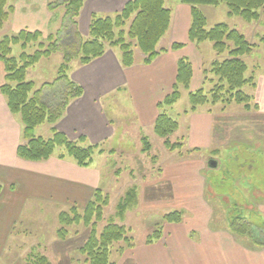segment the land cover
<instances>
[{
	"label": "crops",
	"instance_id": "1",
	"mask_svg": "<svg viewBox=\"0 0 264 264\" xmlns=\"http://www.w3.org/2000/svg\"><path fill=\"white\" fill-rule=\"evenodd\" d=\"M49 1L13 0L10 4L13 6V12L2 29L4 26L7 27V24L8 26L12 24V30L16 33L22 29L38 30L45 36L55 33L60 26V6L49 10ZM127 1L85 0L77 18L78 29L83 38L87 37L92 13L106 16L118 12ZM173 3V7H169L165 0V6L171 10L170 24L156 46L158 50L163 49V51L150 64H145L144 55L135 49L134 63L129 67H123L119 61L118 49L109 47L102 56L88 64L80 65L78 60L71 62L69 75L83 88V94L72 100L64 115L52 125L56 130L64 133L71 140H78L83 136L85 138V143H81L83 145L112 144L114 139L123 136L127 128L128 132L131 129L137 135L143 134L144 131L149 133L150 130L153 131V123L158 114L157 102L172 90L176 78L177 61L180 58H188L192 66L190 84L188 88H184L186 96L189 91L198 89L199 85L208 80V74L207 80L204 77V70L209 69L211 63L219 59L220 55L214 51L211 42L189 40L190 6L180 0H175ZM2 29L0 36L5 35H2ZM173 43H182L183 46L179 49H171ZM211 49L212 53H210ZM56 55L62 60L59 53L45 59ZM244 56L242 59L245 62ZM250 75H253L255 83V86L250 87L252 89L250 95L253 96L257 110L253 111L251 107L249 110L244 109L245 111L234 113L241 116V119L244 114L264 116V71L255 67V71ZM3 77V67L0 63V85ZM34 84L36 86L35 82ZM41 84L42 82L36 87ZM113 99L116 106L115 115L109 106ZM121 108L126 109L131 115V120L125 127L120 118L121 114L117 112V109ZM184 111L188 110L182 112ZM218 111V107L209 109V107L201 106L194 112L188 111L181 114L179 119L184 121V127L179 122L178 131L180 130L181 135L179 139L185 146L183 148L188 149L190 154L191 151L198 149H209L210 153H216L217 147L227 145L229 142V139L224 137L227 136L228 131L232 129L234 132L236 129H241V125L249 130L264 129L263 124L221 121L220 117L226 116L229 110L226 108L224 113ZM116 119L120 121L119 125ZM39 126L35 128L34 133ZM52 126L48 124V132L45 134L47 136L42 137L48 138L51 135ZM21 129L18 117L10 113L5 98L0 92V184L2 186L0 244L3 243L0 245L1 252L5 251L8 242L16 240V236H19L20 233L18 234L14 229L16 223L21 222L24 217L29 220L32 216H37L38 212L43 215L45 202L46 206L52 204L57 209H60L59 205L69 207L68 209L73 206L84 208L92 198L93 191L100 188L101 170L93 167L94 165L91 166L93 160L89 166L81 167L70 158H59L62 151L53 153L55 156L52 155L44 161H28L17 157L16 147L22 142ZM233 132L230 134L235 136ZM126 135L125 133L124 136ZM97 156L101 155L97 154ZM182 157L171 166L174 168L172 172H164L167 176L166 181L180 188L179 192L183 196L181 198L184 204L180 203L179 209L184 210V207L203 209L205 218L208 209L206 226L212 232L206 241L197 243L196 249L194 248L190 255L182 253L184 256L181 258L185 259V264H264V247L261 249L248 247L226 228H211L207 224L211 209L205 198L206 181L209 175L201 170L204 161L188 169L182 165ZM169 174L171 177L168 176ZM173 174L176 176L172 177ZM251 186H255L256 191L263 190L260 180L256 183L251 182ZM78 203L81 204L78 205ZM256 208L259 212L262 211L258 206ZM202 236L204 238L203 234ZM38 248L46 252L45 246ZM28 249L32 250L31 254H33L32 245ZM43 253L41 251L37 254L46 256ZM26 255L29 257L30 254Z\"/></svg>",
	"mask_w": 264,
	"mask_h": 264
},
{
	"label": "trees",
	"instance_id": "2",
	"mask_svg": "<svg viewBox=\"0 0 264 264\" xmlns=\"http://www.w3.org/2000/svg\"><path fill=\"white\" fill-rule=\"evenodd\" d=\"M84 1L53 0L48 3L49 9H54L61 3L65 7L60 27L55 33L45 36L38 30L22 29L15 34L0 36V63L4 72L0 92L5 98L10 113L18 117L22 126V142L16 147V155L20 159L44 161L53 155L57 147H61L63 150L59 158L67 157L81 167L89 166L94 153L100 150L98 144L83 145L81 144L85 143L83 136L78 140H71L52 126L64 115L70 102L83 94V88L70 78V63L78 60L80 65L88 64L102 56L107 46L118 49L119 61L123 67H129L134 63L135 47L144 55L145 64H150L163 51V49L158 50L156 46L170 24L171 10L165 6V0H129L119 12L112 15L99 16L92 13L86 38L80 34L77 22ZM180 1L188 4L191 9L189 40L191 42L209 41L218 55L227 53V57L214 60L210 68L204 70L205 79L207 74H214L216 77V80L208 79L213 82L209 92H205L203 88L188 92L187 98L190 104L188 111L194 112L199 106L218 101L224 103L236 101L242 103L245 110L256 107L253 96L243 90V87H253L255 83L253 75H246L247 65L242 59L244 55L252 51L256 46L255 43L247 40L238 29L223 22L207 27L206 17L200 6H215L219 4V0ZM223 1L229 16L235 15L248 22L258 20L264 12V0ZM12 12L13 6L9 5L7 0H0V31ZM260 42L264 45V34L260 36ZM15 45H20L22 49L17 57L11 55L12 47ZM29 46L34 47L32 52L27 51ZM182 46V43H173L171 49H179ZM55 52H60L62 55V62L57 68L55 79L36 87L32 80L27 79V69ZM191 77L190 60L186 57L180 58L177 61L176 78L172 90L156 105L158 114L153 123V132L163 139L164 147L171 152L180 150L183 143L170 139V136L178 129V122L164 110L162 111V108L172 106L180 99V88H188ZM44 122L52 126L51 135L48 138L34 133L35 128ZM141 140L143 144L141 151H149L151 144L147 141V137L143 136ZM1 189L0 184V192ZM221 196V193H218L213 186L211 178L208 177L205 198L208 202H215L214 217H217L220 222L210 227H224L248 247L263 248L264 219L261 218V213L257 209H252L260 213L259 219L258 216L252 219L245 216L242 210L236 211L231 216L229 213L236 208V206L232 208L231 204L236 205L238 201L231 202L228 198V203L225 201V196ZM135 201L136 189L131 188L117 203V216L123 218L126 209ZM217 201L222 203L218 207H216ZM107 205L108 196L97 188L82 210L71 207L69 211H61L58 215L60 227H57L56 233L59 236L67 233L66 225L78 224L82 221L85 226L90 227L89 236L79 249L85 257L84 264H114L109 261L111 244L120 240L128 241L125 227L112 221L108 222L99 233L97 232V223L102 221L103 208ZM162 220L165 223H181L183 210L175 209L164 213ZM160 237L161 229L159 228L147 235L146 242L150 244ZM33 257L38 258V264H49L46 256L35 254Z\"/></svg>",
	"mask_w": 264,
	"mask_h": 264
},
{
	"label": "rangeland",
	"instance_id": "3",
	"mask_svg": "<svg viewBox=\"0 0 264 264\" xmlns=\"http://www.w3.org/2000/svg\"><path fill=\"white\" fill-rule=\"evenodd\" d=\"M12 1L7 0L9 5ZM51 1L53 0L49 2ZM174 1L167 0L168 6L173 7ZM59 6L60 25L65 7L62 3ZM200 9L206 17L207 27L223 22L232 28L238 29L245 35L247 40L255 43L256 46L252 51L247 56H244L247 65V76L255 71V67H259L261 71H264V45L260 42V36L264 34V12L261 13L258 20L248 22L235 15L229 16L227 6L223 0H219L218 5H203ZM114 13L116 12L112 14ZM12 29V24L11 26L7 24V27L4 26L2 29V35L15 34L16 32ZM108 47L111 48L110 46L106 48ZM135 49L140 51L135 47L134 52ZM33 50V46L27 48L28 52ZM21 51L20 45H15L12 47L11 55L17 57ZM55 53L61 55L60 52ZM210 53H212V49ZM221 54L219 60L227 55L226 52ZM57 55L48 59L42 58V60H39L40 62L38 61V63L30 66L27 69V79L33 80L36 86L40 82H51L54 80L57 68L62 62ZM209 78L216 80L214 74H208ZM212 83V80L211 82L209 80L204 81L198 88H203L205 92H209L212 88ZM243 90L248 94H252L250 86L243 87ZM180 91L182 94L181 98L173 106H164L162 111L164 110L169 116L177 120L178 126L180 122L184 127V121L179 118H181L182 113L188 112L182 111L188 110L190 104L186 96V90L181 87ZM114 100L109 104L113 115H115L116 111ZM202 106L209 107V109L218 107V112L221 113H224L223 111L227 108L229 110L228 114L220 117L221 121L224 122H242V124L252 122L253 125H264V116L262 115L244 114L241 119V116L234 114L242 110L245 111L243 104L236 101L226 103L220 101L216 103L208 102ZM252 109L253 111L257 110L256 107H252ZM117 112L121 114L120 118L125 127L130 122L131 115L124 108L117 109ZM115 121L118 125L120 124L119 120L116 119ZM240 128L234 132L232 129L228 131L229 134L227 133V136L225 135L224 137H227L229 142L227 145L217 147L218 151L216 153H210L209 149H198L197 151H191L190 154L188 149L183 148L185 146L180 150L171 152L164 147L163 139L158 137L152 130L149 133L144 131L143 134L137 135L131 129L128 132V128L125 132L127 135L124 136L125 133L123 132V136L114 139L112 144H98V149L101 152L97 150L94 153L91 166L94 165L93 167L101 170L99 187L103 194L108 196V205L103 208V218L102 221L97 223V232L99 233L108 222L112 221L123 225L127 230L128 237V241L120 240L111 244L109 254L111 263L185 264V259L181 258L184 256L183 254H189L192 250L194 251L197 243L206 241L207 237H209L208 235H212L210 228L206 226L205 220L207 219L208 209L206 210L205 218V210L199 208L187 209L182 205L185 209L183 210L181 223H165L162 220L164 213L175 209L179 210L180 203L184 204L181 198L183 196L179 192V186L172 185L166 181L167 176L164 173L172 172L174 168L171 166H173L175 161H179L182 156V165L188 169L204 161L201 170L203 173H208L213 186L218 190V193H221V197L225 196V201L228 203V198L231 199V202L233 200L238 201L236 205L231 204L232 208L236 206L235 211L229 213L231 216L236 211L242 210L243 214L251 219L260 213L261 218L264 219V129L254 130L252 128L253 130H249L243 125ZM47 132L48 123L44 122L37 128L35 133L36 135L44 136ZM230 132H233L235 136H232ZM143 136H146L147 141L151 144V148L147 152L141 151L143 148L141 140ZM179 136H181L180 130L178 131L177 129L170 136V139L172 141H181ZM62 150L61 147H57L54 153ZM97 154L101 156L98 157ZM53 155L55 156V154ZM209 160H215L217 167H209ZM168 176L171 177V174ZM259 180L262 181L263 190L261 192L256 191L255 186H251V182L256 183ZM131 188L136 189V201L126 209L123 218L118 217L116 205L124 197L126 191ZM219 204L222 203L217 201L216 207ZM208 205L211 213L207 224L209 226L219 224V219L214 217L215 209L213 207L215 202H208ZM257 206L262 209L260 213L252 210L257 209ZM58 208L60 209H57L52 204L51 206H46L45 202L43 215L38 212L37 216L34 215L29 220L24 217L21 222L16 223L14 229L20 234L18 237L16 236V240L7 243L4 252L0 250V264H38V258L33 256L41 251L46 255V260L49 264H84L85 257L80 253L79 249L89 236L90 227L85 226L82 221L78 224L66 225L67 233L59 236L56 233L57 227H60L58 212L60 210L69 211V207L66 208L64 205H59ZM75 208L78 210L83 209ZM27 212L29 211L27 210ZM220 212L223 213L222 211ZM257 218L259 219V216ZM159 228L161 229V237L148 244L146 242L147 235ZM262 235L264 236V233ZM30 245H32L34 255L31 254L32 250L28 249ZM40 246L42 248L45 246L46 252L38 248ZM27 253L30 254L29 257H27Z\"/></svg>",
	"mask_w": 264,
	"mask_h": 264
},
{
	"label": "water",
	"instance_id": "4",
	"mask_svg": "<svg viewBox=\"0 0 264 264\" xmlns=\"http://www.w3.org/2000/svg\"><path fill=\"white\" fill-rule=\"evenodd\" d=\"M208 166L211 168L217 167V162L215 160H209Z\"/></svg>",
	"mask_w": 264,
	"mask_h": 264
}]
</instances>
